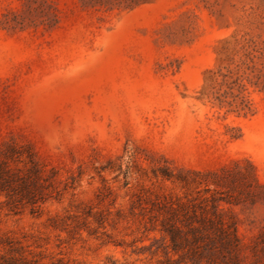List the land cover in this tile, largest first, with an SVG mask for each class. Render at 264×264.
Here are the masks:
<instances>
[{
  "label": "rangeland",
  "instance_id": "obj_1",
  "mask_svg": "<svg viewBox=\"0 0 264 264\" xmlns=\"http://www.w3.org/2000/svg\"><path fill=\"white\" fill-rule=\"evenodd\" d=\"M7 145L0 264H264V0H0Z\"/></svg>",
  "mask_w": 264,
  "mask_h": 264
},
{
  "label": "trees",
  "instance_id": "obj_2",
  "mask_svg": "<svg viewBox=\"0 0 264 264\" xmlns=\"http://www.w3.org/2000/svg\"><path fill=\"white\" fill-rule=\"evenodd\" d=\"M14 150L13 145H7L5 149H0V196L5 198L4 203L9 207V210L16 213L21 211L22 208L29 206L31 213H40V205L47 200V196L43 193L44 171L37 160L32 150H27V167L18 169L11 167L9 160H12V153ZM170 218L178 220L175 217V209H169ZM217 217V216H216ZM217 228L223 229L221 220L217 219ZM210 225V224H209ZM222 227V228H221ZM200 228L206 229L204 218L200 219V226L188 227L189 231H199ZM162 230L165 231L170 240L171 249L178 251L183 246H189L187 242L180 241L181 228L175 222L170 224H163ZM234 242L236 241L235 235L231 233ZM224 237L228 238V242L232 241L229 234ZM231 237V238H232ZM3 241H0L2 243ZM5 242L9 243V241ZM201 252H196L193 247L189 248L190 251H195L197 256H200L202 251L208 248L207 244L198 246ZM196 249V248H195Z\"/></svg>",
  "mask_w": 264,
  "mask_h": 264
}]
</instances>
